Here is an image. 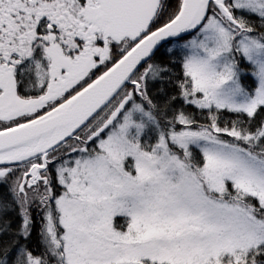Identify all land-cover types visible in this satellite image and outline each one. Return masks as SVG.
<instances>
[{
	"label": "snow or ice",
	"instance_id": "6c2138e0",
	"mask_svg": "<svg viewBox=\"0 0 264 264\" xmlns=\"http://www.w3.org/2000/svg\"><path fill=\"white\" fill-rule=\"evenodd\" d=\"M0 264H264V0H0Z\"/></svg>",
	"mask_w": 264,
	"mask_h": 264
}]
</instances>
